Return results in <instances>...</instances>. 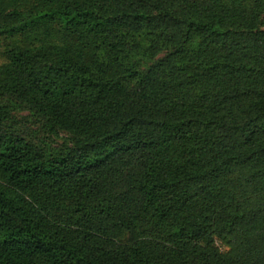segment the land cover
<instances>
[{"label": "trees", "instance_id": "16d2710c", "mask_svg": "<svg viewBox=\"0 0 264 264\" xmlns=\"http://www.w3.org/2000/svg\"><path fill=\"white\" fill-rule=\"evenodd\" d=\"M0 37V264H264V0H0Z\"/></svg>", "mask_w": 264, "mask_h": 264}, {"label": "rangeland", "instance_id": "374dc122", "mask_svg": "<svg viewBox=\"0 0 264 264\" xmlns=\"http://www.w3.org/2000/svg\"><path fill=\"white\" fill-rule=\"evenodd\" d=\"M9 44V40L0 37V53L5 49V47ZM0 62L3 60L0 57ZM16 126L15 129L28 136L34 141L39 140L45 143L55 142L57 144H61L64 140V137L60 138H50L49 135L43 133L41 131V124L39 123L38 118H36L30 111L24 108H18L14 114V121Z\"/></svg>", "mask_w": 264, "mask_h": 264}]
</instances>
